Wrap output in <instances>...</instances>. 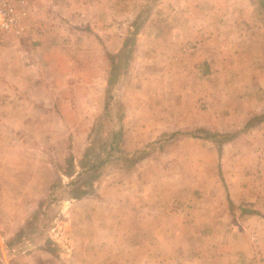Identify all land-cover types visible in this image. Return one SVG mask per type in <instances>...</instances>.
I'll use <instances>...</instances> for the list:
<instances>
[{
	"label": "rangeland",
	"instance_id": "rangeland-1",
	"mask_svg": "<svg viewBox=\"0 0 264 264\" xmlns=\"http://www.w3.org/2000/svg\"><path fill=\"white\" fill-rule=\"evenodd\" d=\"M12 1L24 29L0 37V264H167V239L212 242V233H167L161 180L184 188L190 229L196 200L211 203L218 179L240 182L241 164L264 166V122L246 128L264 116V0ZM11 84L59 103L58 135L17 113L9 130L1 99ZM232 133L241 135L218 143ZM101 194L127 207L112 215L78 202ZM148 194L155 217L137 214ZM242 203L264 214L260 199L229 209ZM262 221L260 233L219 241L264 249Z\"/></svg>",
	"mask_w": 264,
	"mask_h": 264
},
{
	"label": "crops",
	"instance_id": "crops-1",
	"mask_svg": "<svg viewBox=\"0 0 264 264\" xmlns=\"http://www.w3.org/2000/svg\"><path fill=\"white\" fill-rule=\"evenodd\" d=\"M20 92L17 93L16 90ZM8 96H3L1 101L4 103V120L9 124V130L12 132V127L17 126L18 124L15 121L16 118L13 116L14 114H20V119L24 120L26 123L28 121L32 122H46L50 121L49 126L46 129H42L40 131L41 135H46L53 137L54 135L59 134V120H60V113L58 105L59 103L51 97L47 99L39 98L33 95L32 90L29 88L27 90H23L22 86H13L8 85ZM14 121L16 123H14ZM261 121V123H263ZM260 122L257 124H261ZM24 125V124H23ZM256 125V124H255ZM249 127L248 129L251 130L255 127ZM55 129V131H54ZM247 132V131H242ZM233 134V133H232ZM25 135V131L21 130V136ZM28 135V134H27ZM239 135H235L230 141L225 142V144L231 143L235 138L238 139ZM53 149V148H52ZM263 165H250L241 164L238 169L243 170V174L245 179L240 182H234L231 179H227L224 176L222 180V185L220 186V179H218V184H214V188L218 191L217 197H215L216 193H212V200L211 203H207L204 198L196 200L197 209L196 214H191L193 220H195L197 226H191L189 229V224L184 218V210L186 209L184 203L185 199H182V194L184 188L182 185L177 182V180H166L163 178L161 184L164 185L163 191H166L167 185V199L162 200L159 206H166L167 203V214L164 210V215L167 216V233H186L188 230L198 232V233H212L213 240L209 243H186L182 241V239H177L171 241L167 239V264H264V259L260 258V251H264L262 248H258L257 245L259 243H253L254 245H250L251 243L246 242H228V241H219L220 233H246V232H257L260 233L259 229L263 228V221L264 214L260 213H252V212H245L246 203L242 206L241 213H235V211H231L229 209L230 203H232L233 207L241 205L238 204L239 202L243 201H253V200H264V183L260 181L261 174L258 173L257 169H263ZM225 170V169H224ZM227 170V169H226ZM225 170V171H226ZM248 170H257L255 171L254 175L250 179L246 178V173ZM52 179L49 178V181L45 185V192L43 193V197L41 199H45L46 195H50V191L52 189ZM175 181V182H172ZM177 185L178 187H173L172 189L169 188L172 186ZM221 188H224L225 192L228 194V198L230 203L228 206L225 204L222 205L221 198ZM153 193H155V189H151ZM171 191V192H170ZM151 196V194H148ZM250 195V196H249ZM165 196V195H164ZM171 197V198H170ZM141 198V197H140ZM94 199V198H93ZM151 204L149 200H146L148 204L146 206L141 205L139 206V211L137 214L139 216H148V217H155L156 213L154 212L157 207L156 200L151 196ZM97 201L92 200L89 201V198H84L79 201H83L85 205H89L90 207L98 205L96 207V211H100L101 213H106L105 210L108 209L109 212L113 215V212L120 210V204L122 208L127 207L126 200L123 198L121 199L120 196L115 198H109L103 194L100 195L99 198H96ZM139 201L145 202V199H139ZM163 203V205L161 204ZM231 206V205H230ZM248 207L251 205L248 204ZM244 207V208H243ZM234 210V209H233ZM127 215L130 217L132 215H136V213L132 212V209H127ZM89 213L92 214L91 208H89ZM116 215V214H114ZM123 215L120 212V216ZM252 223V224H251ZM251 226H255V228H251ZM215 238V239H214ZM1 241V240H0ZM260 247H264V244ZM190 252H187V250ZM196 249L199 252L196 253ZM203 251V252H202ZM190 254V255H189ZM33 259H29L30 264L39 263L40 260L36 257L35 262L32 261Z\"/></svg>",
	"mask_w": 264,
	"mask_h": 264
},
{
	"label": "built area",
	"instance_id": "built-area-1",
	"mask_svg": "<svg viewBox=\"0 0 264 264\" xmlns=\"http://www.w3.org/2000/svg\"><path fill=\"white\" fill-rule=\"evenodd\" d=\"M23 29L17 4L12 0H0V37L22 34Z\"/></svg>",
	"mask_w": 264,
	"mask_h": 264
},
{
	"label": "trees",
	"instance_id": "trees-1",
	"mask_svg": "<svg viewBox=\"0 0 264 264\" xmlns=\"http://www.w3.org/2000/svg\"><path fill=\"white\" fill-rule=\"evenodd\" d=\"M116 69H117V67L114 66L113 69H112V74H111L109 82L112 81L113 72ZM263 120H264V116H256L248 123V125H246V128L248 129L249 127H252L254 125L253 124L254 122H261ZM203 131H205V130H203ZM201 133H203V132H201ZM220 135L221 134H219V133L211 134V133H208L207 131H205V133H203L204 137L209 138V139L214 140V141H216V138L219 137ZM235 135H236V133H233V134H230V135H226L225 138L222 141H218V143L219 144H221V143L223 144V143H225L227 141H230L233 137H235Z\"/></svg>",
	"mask_w": 264,
	"mask_h": 264
}]
</instances>
